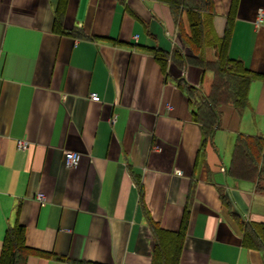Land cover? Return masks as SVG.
I'll return each instance as SVG.
<instances>
[{"label": "crops", "instance_id": "1", "mask_svg": "<svg viewBox=\"0 0 264 264\" xmlns=\"http://www.w3.org/2000/svg\"><path fill=\"white\" fill-rule=\"evenodd\" d=\"M231 2L214 0L219 37ZM61 3L0 0V257L7 227L20 223L26 244L49 254L24 264H151L147 212L177 230L188 210L179 264H264L239 224L264 222V192L228 171L239 132L264 136V0L237 1L227 47L258 74L249 104L221 105L204 148L178 80L208 93L212 70L172 59L163 70L154 54H192L179 31L191 35L186 9L163 0ZM65 150L80 153L77 165L66 166Z\"/></svg>", "mask_w": 264, "mask_h": 264}, {"label": "trees", "instance_id": "2", "mask_svg": "<svg viewBox=\"0 0 264 264\" xmlns=\"http://www.w3.org/2000/svg\"><path fill=\"white\" fill-rule=\"evenodd\" d=\"M163 1L169 3L176 13L180 8L186 9L191 25V35L186 37L181 28L179 31L183 42L192 51V54L186 55L180 49L174 48L171 52H167L154 48L155 57L163 70L166 68L168 59H172L180 67L194 64L213 72L208 93H203L196 86L185 82L183 78L178 80V84L186 90L189 101L194 107L193 119L199 124L200 144L201 148H204L213 141L214 132L221 125L219 107L229 104L241 110L248 105L249 86L251 80L258 75L246 68L241 60L232 58L227 53L231 22L238 0L231 2L227 25L220 37L215 33L212 23L215 13L214 0ZM63 6L61 3L56 13L55 26L57 29ZM206 47L215 49L213 56H206ZM228 171L237 178L254 181L256 189L264 192V136L239 132ZM221 198L225 204H229L223 194ZM188 212V210L184 211L177 230L163 228L159 221L147 212V220L153 235L151 264H179L189 222ZM239 224L243 232V243L264 250V222L239 220ZM30 254L49 255L43 250L26 244L23 224L16 223L8 226L3 238L0 264H24Z\"/></svg>", "mask_w": 264, "mask_h": 264}, {"label": "built area", "instance_id": "3", "mask_svg": "<svg viewBox=\"0 0 264 264\" xmlns=\"http://www.w3.org/2000/svg\"><path fill=\"white\" fill-rule=\"evenodd\" d=\"M263 14H264V11H261L259 13L260 17ZM91 98L94 99V100H99L100 99V96H99V94L93 92V93H91ZM27 145H28V142L26 140L19 139L17 141L18 148H25V147H27ZM79 158H80V153L78 151H75V150H65V152H64L65 164L68 167L77 165L78 162H79ZM37 198L39 200H43L44 199L43 193L38 192L37 193Z\"/></svg>", "mask_w": 264, "mask_h": 264}]
</instances>
